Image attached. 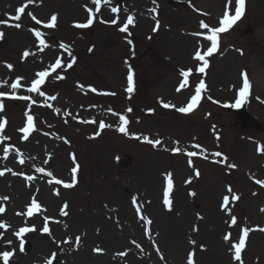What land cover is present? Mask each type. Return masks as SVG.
<instances>
[{"label": "rangeland", "instance_id": "rangeland-1", "mask_svg": "<svg viewBox=\"0 0 264 264\" xmlns=\"http://www.w3.org/2000/svg\"><path fill=\"white\" fill-rule=\"evenodd\" d=\"M55 1L58 2V5H54L52 9L46 10L44 14H40L42 18L46 19L49 13L53 11H58L60 14L62 13L64 17L60 4L66 3L68 0ZM211 1L213 0H193V3L200 8L202 7L207 12L215 13V16L220 15L221 11L225 9L226 0ZM135 2L139 3V1ZM151 2L152 0L147 1V7H152V5H150ZM160 2L163 7L162 17L160 18L162 21L161 31L149 41L146 37L147 34H151L152 22H149L146 25L148 26L145 28L146 31H140L143 40H140V45L137 46V58L132 60L133 66H136L138 69L140 68L139 72L142 74V78H144L142 84L145 82V85L139 87L140 89L137 95L125 94V79L118 78L119 72L123 71L124 74L127 66L130 65L129 62L124 60V57L131 58L133 56L131 47H129V44L125 42L123 38L117 37L119 33L116 28H104V26L98 27L94 31L92 30L90 34L86 35L87 38H83L85 41L78 43V48L85 43L93 44L95 46L93 52L88 53L86 49L79 50V62L77 66L70 71L68 78L58 83L56 87L53 86V83H50L48 86L50 91L56 90V92L58 91L60 94L61 92L63 93L58 99V102L63 108L68 109L70 107L72 111H75L80 110V106H85L83 110L85 112L82 114H85V116L89 118L90 116L96 117L94 112L90 110L86 111L89 105H101L103 109H115L120 113L127 114L129 119L132 117L131 119L133 122H130L129 125V135H120L113 122H111L112 127H110V129L99 131L97 122L94 124H86L81 123V120L78 121V119L75 118L69 121L71 118L69 117V119H66L67 124H64L63 121L54 116L50 110L46 113L36 114L38 127L39 125L44 127L43 124L46 123L45 120L47 124H49L48 121H51V127L46 128V132L47 130H49V133L55 131L59 132L64 138H69L73 142L74 147L71 146L70 142L69 146H71L70 149L73 148L77 153L80 161L79 163H81L82 166L80 169L81 183H77V185L68 192L62 193L63 198L70 202V207L65 209L68 213L67 216L59 217L57 212V209L61 208L60 204L62 199L55 201L52 204L53 208L46 213L51 216H57L56 219L59 221L54 228L52 226L53 223L52 225L50 224L52 226V229L49 228L50 238L44 239L42 237L41 233L44 225L42 218L40 223L34 224L32 221L28 223L30 227L35 226V230L31 231L30 234L25 236L26 238L19 243L17 240L14 248L18 252L21 251L19 248L21 242L32 240L33 237L38 238L40 241H47L49 244L46 249L44 246L47 244L40 243V246L38 245L43 251L38 252V257L36 258L31 256L34 246L31 244L32 247L27 253L26 258L28 260L25 264H30L32 260H34L32 264H38L43 261L46 262L53 257L54 253V256L59 258L60 264H74L70 261L68 256L69 253L66 252L64 254V249L59 250V247L66 244V240L69 246L77 245L75 243V237L82 236L81 238H84L87 230L94 234L97 232L96 235L99 236L101 232L100 227L102 228L101 222L100 225L96 223V227L91 223L86 227L84 223L89 222L90 218L84 213L101 214L103 220L115 223L118 230L119 222L121 226H123L125 222L120 220V214L117 210L114 211L115 213L111 211L108 212L107 208L112 204V201L118 203L121 198L126 201V204L132 207L130 205V200L133 196H136V193H138L139 198H141L145 204V208L144 205L142 206L144 210L142 215L148 217L152 223L151 225H145L139 219L134 209L130 208L132 212L131 217L136 225H140L142 239L136 236L138 233L137 231L135 232L131 229V231H128L130 232L128 235L119 239V242L113 244L114 246H112V249H116L115 252L117 251V254L126 252L127 255L122 257L127 264H137L140 258H146L144 256V246L152 249L153 254H156L155 256L162 260L168 257V252L163 249L162 243L156 241L161 238L163 229L158 225L157 219H155L153 213L148 209V206L151 205L148 199H153V195L147 190V187L144 189V192L142 187L136 183L140 182L141 179L138 176V171L147 173L150 170L153 173L151 178L158 179V206L164 209V205L160 199L163 190L162 183L164 184V182H166L165 176L167 173L172 174V181L174 182V196L176 202L172 204V206L175 207L174 212L172 209L173 207L171 208L173 215L180 218L182 217L180 215V211L182 210L181 203L177 199L179 197H177V193L179 192L177 188L181 186V192L186 198V203L190 211V220L186 219L187 225L185 226L184 232L178 231V233L183 234L180 238L185 236L184 239L180 240L181 242H185L183 248H180L184 262L187 263L189 252H193L194 264H219L215 259L212 261L218 247L215 245L213 238H217L220 241L222 240L227 244L228 248H230L232 243L237 242L239 231L247 227L252 229V231L249 232L251 240L248 246L249 249L246 250L245 256L241 258L242 262L246 264H264V231L260 230L264 229V211H261L263 209L261 204L264 200V186L256 185L253 180L254 175L260 178L264 177V174L261 173L264 172L261 164L264 160V155L256 158L254 142L248 141L246 138H241L243 141H240L230 129L231 113L229 112V117L219 109V107L223 108V103L229 102L232 104L234 102V92L240 84L239 72L241 68L246 67L252 72V82H254L255 85V90L251 97L252 104L249 109L255 116L264 121V106H262L261 103V100L264 99V62L257 56V54L260 53L264 54V0H249L248 15L244 23H248L247 28L251 25L255 30V39L252 40L250 37L241 36L239 39L231 40V37L238 36L239 31L234 33V36H228L227 38L228 44L233 43L232 45H235V43H238L237 46L245 47L247 55L242 57L236 49H232L228 46L229 48L223 56H217L214 59L212 71L204 77L207 81L206 99L208 98L209 101L215 100L216 103L214 104L218 106L209 105L210 103L206 102L196 114L188 117L180 116L175 111H166L168 108L162 107V102L166 101L170 104L172 103L176 95L173 90L174 85L179 79L178 67L181 66L185 68L191 65L183 61L181 56L192 53L193 48L188 46L190 48L184 53L185 55H182L183 51H179V47L176 44H174L175 46L173 48H170L168 46H160L161 44H159V42L163 40L162 37L165 33L169 34V26L172 28L171 31L175 33V35L178 34L180 36L183 35V32L186 33V29L193 28V24H186L189 18L188 12L191 11L185 4L180 7H174L168 4L166 0H160ZM131 7L130 11L134 10ZM194 15V25H196L199 16L195 13ZM85 17L86 15L83 14L77 17L67 16L64 18L68 31L65 32L63 36L71 39L73 33L69 26L70 22L84 19ZM247 30L248 29H246L245 32H247ZM99 34H107L110 37L101 40ZM58 37H60L59 32ZM122 44L125 46V51L121 49ZM151 46L156 47V50ZM25 47L24 43L15 46L7 39H5L3 43L1 42L0 67L5 70L3 62L6 60L12 61L13 63L16 62L21 55V50ZM104 54L110 57L106 58V62H102V60L105 59ZM245 58L247 60L242 63L240 60L243 61ZM42 66V64H38V67ZM191 66L194 65L192 64ZM104 68L114 69V73H116L114 78L113 74H107ZM77 83L94 85L97 88H112L118 90L117 92L119 93L113 98H98L92 94L84 96L77 86ZM186 91L187 90H183L184 93H182V95L184 94V98L176 101V103L181 104L187 97L186 95L191 92V90L188 92ZM209 97H211V99H209ZM99 99L102 100L99 101ZM18 107L19 109H12V111L8 109L7 114L10 115V117L11 114L14 116V122L11 125L15 129L21 125L23 120L21 116L16 115L15 111L19 110L23 112L24 104L18 105ZM129 107L132 108V112L130 113L126 111ZM161 107L166 110L161 109ZM149 109L153 111L149 112ZM115 110L113 113H117ZM209 112L212 114L210 118L206 117ZM47 113H51L53 119L49 118L51 115L46 116L45 114ZM98 115H103V113L100 112ZM115 118L116 115L112 114V119L114 120ZM217 119L220 120V123L224 127V131L227 133L226 135L229 136V138H226L222 149L226 151V155H228L229 158L234 159L239 165L237 172L229 173L225 171L224 167L220 168L203 162L204 164H199L201 170H198L200 174L196 176L195 172L197 169L193 167V164L189 165L187 156L172 157V153L168 151L173 146H183V144L189 145L191 142L196 141L195 136H199L204 146L215 148L216 143H214L211 138L209 139L206 130L209 129L210 122H217ZM69 123L71 124L69 125ZM97 132H99V135H95ZM137 133H142L144 136L148 135L152 139H156L157 137L162 138L163 142L165 141L164 143L168 146L165 147V151H161L149 143L142 142L143 136H141L140 139H135L133 135ZM256 136L264 140V133H257ZM176 142L179 143L177 144ZM15 145L19 146L18 144ZM70 149L67 147L63 152L67 158V163H65L67 167L65 169L62 167L64 172L59 171L57 173L61 177H70L69 173L65 172L70 164L67 157ZM41 153L43 154V151L40 152V154ZM19 156L20 155L16 153L15 158L18 159ZM119 158L122 160L121 162L117 161ZM124 158H127L125 164H123ZM240 159H244L245 162L241 164L242 161ZM176 163H179L178 167L175 166ZM186 163L188 167L191 168L187 169V171L184 169ZM28 170H31L29 173L33 171L30 167ZM144 179L146 180L147 177H144ZM228 186H231L232 192L239 196L241 202L237 205L234 204V201H232L230 197L231 194L227 191ZM106 187L111 188L112 191H115L117 194H114L112 191L104 193L103 191ZM77 190H81L79 196L72 199L71 194L77 192ZM192 193L195 195L193 198L190 197ZM224 194L229 195L231 215L237 218V224L231 227H229V214L221 209V200ZM26 202L27 201H25L24 204ZM24 204H22V206H24ZM24 209L26 210V207H24ZM214 211L219 212L221 215L216 217L213 214ZM253 211L256 212L254 216H252ZM166 216H168V214H166ZM128 221L127 219V225L129 223ZM26 225L27 224H25V226ZM65 225L67 227H65ZM145 227L149 228L148 234L145 233ZM83 229L86 231L82 232ZM205 231L207 232L206 235L200 236L205 233ZM227 233H231V240L228 242L223 239L224 235ZM186 235H188L187 238ZM53 236L54 240H52ZM56 240H59V242H56ZM106 240L108 242L110 241L109 239ZM133 241L138 242L137 244L140 247H137V244H133ZM190 241H194L195 243H190ZM94 243L93 245L97 248H100L98 244L108 248L103 240L100 242L95 241ZM201 245L203 248L200 247ZM157 248L159 251H157ZM63 257H65L66 262ZM13 259L16 264H19V260L12 257L11 260ZM0 262L3 264L2 259H0ZM228 264H239V262L229 261Z\"/></svg>", "mask_w": 264, "mask_h": 264}, {"label": "bare ground", "instance_id": "bare-ground-1", "mask_svg": "<svg viewBox=\"0 0 264 264\" xmlns=\"http://www.w3.org/2000/svg\"><path fill=\"white\" fill-rule=\"evenodd\" d=\"M3 2L5 3V5H7L10 2V0H4ZM133 6L139 9L137 10V15H136L137 16L136 26L139 28V30H141L147 27L146 25L149 22L153 21V19L149 15L150 10H147V6L146 8L145 6L141 7V5L136 3ZM67 7L68 9H72L73 11H76L75 13L77 15H81L83 12V10H81L78 6V0H73L69 2ZM163 40L165 44H167L171 48L175 46L174 44H176L179 47V51H183L182 55H185L184 53L187 52L189 45L192 46L195 45L193 44L195 42L193 37L191 36L184 37L178 34L175 35V33H173L172 31H170L169 34L165 33L163 36ZM181 59L183 61H188V63L192 62V59L189 58V55L181 56ZM11 130L13 131V129ZM26 141L27 142L24 144V148L22 149V151L25 153L27 157L26 165H25L26 168L29 167V165L33 166V164L35 163H39L40 168L54 169L55 171H62L61 170L62 167H64V169L67 167L65 165V163H67V159L63 158L62 160L59 158V156L61 155L60 152L63 150V147L59 143L60 141H56L55 139L51 140L49 138H44L41 135H37V136L34 135ZM46 150L50 151L49 154L52 153L53 154L52 156L54 157L51 158L49 156L46 162L42 164L39 161V156H40L39 153L42 151L45 152ZM0 164L2 165L0 166V171L4 172V175H0V197H4V196L9 197L7 201H0V203L2 202L0 206H3L5 208V212L3 214H0V221H3L5 222L6 225H8L7 228H1L0 230V233H3L2 238H0V248H1L0 252H3V251H7L9 248L15 247V245H13V243H16L17 241L16 238L17 236L14 234L15 227L27 221V219L24 217V214L21 211H22V204H24L25 201H29L30 196L33 195L34 197L39 196L40 198H35V199H42V203L49 210L53 208L52 204L55 201L59 200L60 198L51 195V190L49 186L45 184L40 185V182L38 181H36L35 184H32V186L31 185L27 186V183L22 179V176H19L18 173H16L13 170L11 172L7 171V169H10V167L14 165V155L11 156V153L7 155V158H0ZM13 173L16 174L14 175ZM152 175L153 173L151 170L148 171L147 173L138 171V176L141 179L140 182H136V183H138L139 186L142 187L143 191L147 187L148 188L147 190H149L153 195L152 196L153 199H148L149 202L151 203V205L148 206V209L150 210V212L153 213L155 219H157L158 225H160L163 229L161 238L157 239L156 241L162 243L163 249H165L168 252V257L162 260L157 256H155L156 254L155 255L153 254L152 249L146 248L144 246L145 249L144 256L146 258H140V261L138 260L137 264H172V263L187 264L186 262H184V259H182L181 249H180L181 247L183 248L185 243L184 241L181 242L180 240L184 239L185 236L183 238H180V236H182L183 234L178 233V231L184 232L185 226L187 225L186 219L190 218V211L186 203V198L181 192L182 191L181 186L177 188L179 190V192L177 193V197L178 196L179 197L177 199L181 203L182 210L180 211V215L182 217L180 218L177 217L176 215H173V212L175 210H173V212L171 213L169 212L167 213L166 210H163L160 206H158V200H157L158 179L157 178L152 179L151 178ZM144 177H147V179L145 180ZM80 191L81 190H77V192L72 193L71 198L72 199L77 198L79 196ZM110 191H112V189L106 187L103 192L109 193ZM29 192L31 193V195L29 194ZM112 192H114V194H117L115 191ZM130 208L132 207L126 204V201L123 200L122 198L118 203L112 201V204L109 205V207L107 208L108 212L109 211L114 212L117 210V212H119L120 214V220L125 222L123 226H121V223L119 222L118 230L116 228L115 223H112V221L103 220L101 214L97 215L96 213L94 214L90 212L88 213L85 212L84 214H86L87 217L90 218V220L89 222L84 223V225L88 227L89 223H91L96 227V223L100 225L101 222L102 228L100 227V229L102 233L100 232L99 233L100 235L97 236L96 235L97 232H95L94 234L91 231L87 230V233H85L86 236L82 239L81 244L77 246L67 245L66 248L61 246L59 247V250L64 249L68 251L69 253L68 256L70 258V261H72L74 264H127L124 258L117 255L116 253L117 251L115 252L116 249H112L113 248L112 246H114L113 244H115L116 242H119V239H122L124 236L128 235L130 233L128 231H131V229L134 230L135 232L137 231L138 233L136 234V236L142 239L140 234L141 233L140 225L138 224L136 225L133 218L131 217L132 212L130 211ZM254 212L255 211H253V214L251 212L252 216L256 215V212L255 213ZM17 213H22V215H17ZM166 214H168V216H166ZM213 214L216 217L221 215L219 212L216 211H214ZM127 219L129 220L128 225L126 222ZM33 220L34 222H40L41 217L39 216L35 217ZM83 231L86 230L83 229L82 232ZM206 233L207 232L205 231V233L201 234L200 236L206 235ZM187 236L188 235H186V238ZM106 239H109L110 241L108 242ZM101 240L105 242L108 248L102 247L98 244V246L100 247V249H102V251L95 252L94 249L97 247H95V245L93 244H95L94 243L95 241L100 242ZM8 241H11V244H8L7 243ZM30 241L34 245L31 254L33 258L38 257L37 255L38 252L43 251V249L39 247L40 243L47 244L44 246L45 249L49 244L47 241H40L36 237L35 238L33 237V239ZM213 241L215 245H217L218 247L216 254L212 258V261L215 259L216 262L219 264H228L229 261H232L233 258L230 255L231 251H229L230 248H228L227 244L222 240L220 241L217 238H213ZM8 251L13 252L15 256V250H8ZM26 256L27 255H23V254L21 255L17 253L16 257L14 258L19 260V264H25V262L28 260ZM33 261L34 260H32L30 264H32Z\"/></svg>", "mask_w": 264, "mask_h": 264}, {"label": "snow or ice", "instance_id": "snow-or-ice-1", "mask_svg": "<svg viewBox=\"0 0 264 264\" xmlns=\"http://www.w3.org/2000/svg\"><path fill=\"white\" fill-rule=\"evenodd\" d=\"M34 0H27V3H25L24 5L18 7L16 9V15L13 17V19L19 21L21 19V16L25 13V9L28 6L29 3H33ZM91 2L96 6L95 11L99 12L100 11V5H101V0H91ZM156 0H153V4H155ZM104 4H111L112 0H103ZM245 3L246 0H235V8H234V14L230 15V10L232 8V4H233V0H226V4H225V10L223 13V16L219 18V26L218 27H212L210 26L208 23H205L203 20H201L199 22V28L202 30H206V31H197L195 33H193L192 35L196 36V37H203V39L207 42H210V46L207 47L206 51H203V44L199 43V46L197 47V49L194 51L193 54V60L198 61V62H203V64L201 66H198L195 68V72L196 73H204L205 69L208 67V60L206 59V57H210L212 56L214 53L217 52L218 47H219V34L226 32L227 30L231 29L233 27V25L239 21L241 19V17L244 15L245 12ZM86 11L89 13V17L86 20L85 23H77L75 26L78 28H88L90 27L93 23H94V19H93V9L89 8L87 5H84ZM111 11L113 13H116L119 11L118 8L116 7H112ZM151 12H155L156 9L153 8L150 10ZM29 16H31L32 20H35L37 24H41L44 23L43 21L37 20L36 17L34 15H32L31 12L28 13ZM56 21H57V15L53 14L50 18V21L48 23L45 24L46 28H54L56 26ZM7 21L4 20H0V24H6ZM106 23H108V21H106ZM111 24H117L118 20L117 19H113L110 21ZM135 24V18L133 14H129L127 16L126 21L123 23V25L119 28V30L121 32H129V26L130 25H134ZM16 28H20L21 25L19 23L14 25ZM158 26H159V21L156 22V27H154L153 31H157L158 30ZM34 35L35 37H37L39 39V43L41 45H44L45 41L41 38L43 36V33L35 30L34 31ZM4 36V33L2 31H0V39H2ZM129 43H131V41H129ZM60 48H67V45L61 43L59 45ZM31 53L27 50H25L22 54V59L23 58H27ZM74 63V58L71 62L67 63L66 67L67 68H71L72 64ZM7 67L9 69H11L13 66L11 64H8ZM64 66L62 65V61L60 58H57L55 60L54 64L49 65V69L51 71H49L48 69L46 70H42L37 72L35 75L37 78L33 79L31 81L30 86L27 88V91L29 93H36L39 96H45V92L41 90L42 86L45 85L46 83V77H49L52 73L56 72L57 69H62ZM180 76L183 77L182 80L179 81L178 87L176 88L177 92H180L182 89H186L188 88L189 85V77L191 75H193V69L192 68H188L187 70L185 69H180L179 70ZM56 79H63V76L57 75L55 77ZM242 79H243V84L242 87L239 89V95L238 98L236 99L235 103L232 104V107H237L239 108L241 106V103L246 99V97L249 95V90H250V82L247 78V74L246 73H242ZM23 80V77H17L16 81L11 83V89L13 90L12 94L9 93H5V92H0V97H4V96H8V98L10 99H19V100H24V101H30L31 103L28 106V110H26L25 115H26V125L20 129H18L19 132L23 133V140H27L29 137V134L33 131H35V118L33 115L30 114L31 112V105L32 104H36L37 101L33 100L31 96H17L15 95V90L21 87V83L20 81ZM3 83H7L6 81ZM127 88H126V92L131 94L134 91V80H133V71L131 68H129L128 70V74H127ZM84 86L81 85V88H83ZM91 91L92 92H96L97 89L94 87H91ZM207 91L206 89V84L205 81L203 79H201L198 83L195 84L194 86V94L190 96V98L188 99V102L186 104V106L183 107H179L176 110L181 112V113H191L193 112L199 105V102L202 99V92ZM111 95H115V93H111ZM57 97L56 96H48L47 99L48 100H55ZM209 99H211V97H209ZM162 102V101H161ZM163 107L164 108H169V107H173L175 108L176 106L174 104H170V103H163ZM48 107H52L51 104L47 105ZM5 109V105L3 102H0V113H2ZM109 111H112L111 109H109ZM127 112H132V108L129 107L127 110ZM149 112L153 111L152 109L148 110ZM114 115H118L119 116V121H120V127L118 128V131L124 133L125 135H129V133L127 132L126 126L129 124V120L127 118L126 115H121L118 113H113ZM5 122H0V132L3 131V129L5 128V123H6V118H4ZM81 123H96L95 119L92 120H82L80 121ZM106 127H111V125L106 124L103 120H101L99 122V128L102 130ZM95 135H99V132H97ZM136 138H140V137H136ZM5 139H10L8 137H4L2 135H0V143H2ZM143 140L146 141L147 143L151 144L153 147H156L158 145L162 144V141L160 139H156V140H152L149 139L147 136L143 137ZM177 144L179 142H176ZM194 147L196 149L199 150V152L197 151H188L186 152L187 157L191 158V157H195L197 155H203L204 153V149L202 148V146L200 144H196L194 145ZM258 150H262V149H258ZM10 151V147L9 146H5L3 148V152L5 154V158H7V155ZM17 152L19 151L18 149L16 150ZM170 151H172L173 153H181L183 150L180 147H174L172 149H170ZM213 156L215 157H221L220 160H217L216 163H220V164H226L227 163V156H225L223 153L217 151L212 153ZM205 159H207L208 157L205 155L204 156ZM71 159L73 160V162L75 163L76 161V157L74 154H72ZM189 165L192 164L191 159H189ZM20 163L23 164L24 160L21 159ZM229 168H235L236 165L235 164H228L227 165ZM79 165L77 164L75 167H73L71 169V182H65L63 179H57L53 176V173L51 171H47L46 175L48 177H52V179L55 181L56 185H62L64 188H72L75 186V184L77 183V179H76V173L78 170ZM7 171L11 172V169H7ZM37 172L39 173H44L45 169L44 168H37L36 169ZM14 175L16 173H13ZM22 174V173H21ZM199 171L197 170L195 172L196 176H199ZM0 175H4L3 171H0ZM27 180H33L34 177L32 176H27L26 177ZM166 179V187L164 189L163 192V203L169 207H171V202L169 200V192L172 190L173 188V181H172V174L171 173H167L165 176ZM257 184H260L262 186H264V181L261 180H256L255 181ZM49 183H51V181H49ZM228 193L231 194V199L232 201H236L239 199V196L234 194L232 192V188L231 186H228L227 188ZM54 192L56 195H59V192L57 190L54 189ZM192 195H194V193H192ZM9 199V197L4 196V197H0V201H7ZM132 204L135 206V211L137 212L139 219L145 224V225H151L152 221L141 214V206H137V197L133 196L132 200H131ZM68 205L67 202L64 203V205L61 207L60 210V215L61 216H67L68 213L67 211H65V209H67ZM221 209L224 210L225 212H227L230 216V223H229V227L236 225L237 224V218L234 215H231V209L229 208V195H224L223 196V202L221 204ZM42 210V205L39 204L37 202V200L33 197L31 200V203L27 206V212L26 215L28 217L33 216L34 213H39ZM261 211H264V209H262ZM5 212V208L3 206H0V214H3ZM17 215H22V213H17ZM52 218L45 216L44 217V225L42 228V231L45 233H48L50 231L49 229V221ZM59 222V221H57ZM8 225L5 224V222L0 221V228H7ZM65 227H67L65 225ZM35 230V226L29 228V227H21L18 231H16L14 234L17 237L22 236V234L27 233L29 231H34ZM261 231H264V229H260ZM252 231V229L244 227L242 228V234L239 236V241L238 243H232L229 251L234 250V260L239 262V264H243L242 259H241V252L242 250L245 248V238L248 236L249 232ZM145 233L148 234L149 233V228L145 227ZM3 233H0V238H2ZM223 239L228 242L231 240V233H227L224 235ZM77 245L79 244L80 241V237H76L75 238ZM68 241L66 240L65 243H67ZM8 244H11V241L7 242ZM23 243V241L21 242ZM133 244H135L136 242L133 241ZM190 243H195L194 241H190ZM137 247H140L138 244L136 245ZM201 248H203V246H200ZM21 250H23V248H21ZM95 252H101L102 249L100 248H95L94 249ZM157 251H159V249L157 248ZM14 253L11 251H3L0 252V259L3 260V264H9V259L11 257H13ZM55 255V253L53 254V256ZM117 255L120 256H125L127 255L126 252H121L118 253ZM193 252H189L188 256H187V264H194V260H193ZM162 258V257H161ZM46 264H51V261L48 260L46 261Z\"/></svg>", "mask_w": 264, "mask_h": 264}]
</instances>
